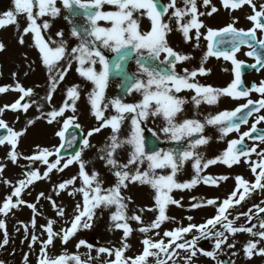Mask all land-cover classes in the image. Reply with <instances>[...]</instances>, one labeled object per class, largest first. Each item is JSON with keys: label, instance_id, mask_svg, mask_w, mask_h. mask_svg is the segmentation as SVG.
Masks as SVG:
<instances>
[{"label": "snow or ice", "instance_id": "obj_1", "mask_svg": "<svg viewBox=\"0 0 264 264\" xmlns=\"http://www.w3.org/2000/svg\"><path fill=\"white\" fill-rule=\"evenodd\" d=\"M221 2L226 9L230 8L233 11L244 5L250 6L253 14L247 16L246 19L250 20L253 26L247 30L237 28L238 20L234 18L224 27L206 28L200 17L211 16L218 9L212 6L211 10L206 13L200 11L198 0H179L182 6H178V0H167V2L165 0H61L63 8L69 12V18L81 17L86 21L79 26L74 24L71 28L70 34L78 40V43L74 47H69L64 39L63 31L57 32V36L60 37L58 43L50 38L46 39L42 31L50 27L47 20H41L42 17H55L60 14L61 9L56 6L57 0H14L15 10H9L0 16V27L16 24L18 30L17 16H26L27 24L22 30L19 42L23 44L24 36L29 33L33 35L34 44L40 53V59L49 78V88L44 97L49 105L73 63L77 64V73L93 85L91 92L88 93V102L91 114L98 122V126L83 136L80 150L67 158L62 155V150L72 148L78 137L73 134L71 139H68L66 133L70 128L82 130L78 122L79 116L76 115L77 102L80 100V85L73 84L66 88L59 107L53 106L47 112L41 111L39 116L28 121L29 126L37 119H44L48 124H60V130L55 133L61 141L58 146L54 145L50 148L37 145L33 154L23 156L17 148L20 138L27 129L15 130L3 118H0V129L6 130L5 135H0V146L5 144L11 146L7 158L13 164L21 158L30 162L27 166L28 170L23 173L24 178L19 179L14 186L11 185V181H3L12 186L13 190L0 202V214L7 216L13 209L26 205L33 212L31 228L35 229L36 216L42 215L37 204L41 199H45L50 202L56 217L63 220L66 214L65 208L52 196L41 191L37 194L34 203L25 201L22 196L37 181L49 178L54 170L63 172L73 164L78 166L77 175L59 183L54 188L56 196L71 189L68 195L75 197L79 194L82 197V200L75 205L72 218L64 221V224L68 226H61L58 231L54 230L58 220L48 219L44 225L40 226L41 235H46L45 239L35 234L30 235V249L37 243L41 245L37 264H89V261L93 259L90 256L93 245L85 240H80L76 247L79 249L85 246L89 249V253L86 254L88 260H82L78 253L69 254L66 251L58 256H50L49 248L54 245L56 239L66 245L82 228H91L97 209L103 211L113 208L115 211L110 213V220L115 229L122 230L121 247L96 249L97 258L101 254H106L109 258L114 256L108 264H148L149 257L154 259L155 264H168L169 260L176 264L173 257L179 255L177 250L187 253L183 257L184 264H192L194 258L198 259L197 253L217 261V253L222 246L226 245L229 249H235L237 241L234 238L238 233L259 237L257 240L249 239L243 246L247 258L250 259L254 254L264 256V247L258 248L260 242L264 241V217L260 216L264 213V207L253 205L247 212L233 215L236 206L245 201L252 192L257 189L264 191V150L258 152V146L244 147L246 137L264 143V131L257 129V125L264 121V115L258 116L248 131L240 133L241 124H247L253 113L264 109V81L247 87L243 80L245 68L255 71L264 68V4L257 9L253 0H221ZM201 3L207 8L211 0H201ZM105 5L115 10L106 11L104 10ZM145 17L150 21V29L147 31L142 30L140 23ZM101 21L109 26H102ZM173 22L176 25L175 29L172 27ZM202 28L206 29L204 33L201 32ZM174 30L179 31L186 42L195 39L196 47L200 46L201 36L207 41V51L201 58L198 68L191 71L184 68L182 73L177 71L178 64L191 60L192 57L177 51L170 45L168 37ZM258 32L260 36L257 35ZM244 46L249 49L245 55L253 57L254 64H246L237 58V53ZM5 47V44L0 42V51H3ZM106 53L115 54L114 58L109 59ZM209 57L222 58L233 65L234 78L227 87L215 88L196 80L198 75L210 74L211 69L204 66ZM131 59H135L139 75L133 76L131 82L125 84L128 80L125 65ZM113 69L118 70L124 76L121 86H126L127 92L136 91L141 94L142 99L138 103H125L120 97L110 101L106 100L105 92L109 86ZM9 90L17 91L21 95L13 103L0 106V117L3 116L5 110L14 112L22 110L27 113L32 104L36 103L31 99L34 95V89L31 87L25 88L19 82L14 88L0 86V94ZM185 90L195 92L192 101L196 107H199L202 102L210 105L217 104L224 96L234 100L247 98V102L233 110H224L215 115H209L203 122L198 119L178 121L177 116L183 112V106L187 103V100L178 94ZM252 92L259 93L261 99L253 101L250 98ZM21 101L25 102L21 103ZM109 106L114 109L115 114L106 116L105 113ZM42 108L43 105L38 106V110ZM69 112L71 115H66ZM149 116H161L165 121L162 132L177 142L188 140V146L167 151L163 149L147 151L142 125ZM125 120L130 121V132L127 138L121 139L120 130ZM208 125L216 126L222 134L221 138L233 131L240 133L238 139L230 140L228 147L212 159H206L204 154L198 151L201 146L209 143L210 137L203 135ZM105 128H110L112 134L104 146L99 148L101 155L98 158L105 161L106 167L115 178L111 187H105L100 173L95 170L89 171L88 162L83 159L85 149L94 147L90 138ZM254 133L258 134L253 135ZM193 137L197 138L192 139ZM125 146L130 151L126 162L122 163L117 159V153ZM253 153L257 155V161L251 160ZM242 158L249 165L255 177L253 182L242 175H237L234 177L236 181L234 190L224 199L215 197L197 200L196 197H192L191 199L195 201L190 205L192 209L213 206L216 214L200 224L192 223L193 217L188 216L187 226L181 223L180 226L163 231L161 236V232L158 231L161 226L165 222L175 220L167 214L169 205L183 207L182 198L177 200L171 195L173 190L192 189L201 182L219 187L220 182L227 181L229 176L202 175V173L217 163H223L231 168L239 164ZM190 160L193 162L195 173L193 179L188 182H178L177 173ZM37 163L45 166L43 172L39 167H33ZM145 163L147 168H143ZM5 167V163H0V174L3 173ZM165 169H170V172L162 174ZM77 180L80 181L79 187L76 186ZM134 183L147 184L155 191L154 207L138 208L129 215L128 203L131 202V197L124 196L122 190H126L129 184ZM261 203L264 204V201ZM146 211L158 213L148 224H145L142 218ZM230 216H232L231 219ZM241 216L246 217V224L236 226ZM254 219L258 220V225L253 223ZM130 221L136 222L141 227L133 229ZM23 228L25 239H29V225L25 224ZM0 229L4 230L0 247H4L9 244L4 220H0ZM254 229L258 230L254 231ZM194 230L198 235H194L191 240L186 239L187 235ZM133 231L145 234V238L141 241L144 246L143 251L134 257L125 254L131 247L127 240ZM151 232H154V236L147 235ZM230 237L233 238L232 243L228 242ZM200 239L214 240L213 250L205 251L198 248L197 242ZM232 255L235 256L237 253L233 251ZM0 264H3V261H0ZM24 264H28V254L24 256ZM217 264H223V262L217 261ZM229 264H235V262L230 261Z\"/></svg>", "mask_w": 264, "mask_h": 264}, {"label": "rangeland", "instance_id": "obj_2", "mask_svg": "<svg viewBox=\"0 0 264 264\" xmlns=\"http://www.w3.org/2000/svg\"><path fill=\"white\" fill-rule=\"evenodd\" d=\"M167 2V0H165ZM57 7L61 9L60 14L52 17L45 16L41 20H47L50 27L46 30H42L45 34L46 39H51L57 43L60 41V37L57 36V32L63 31L64 39L68 42L69 47H74L78 40L71 36V28L73 25H81L86 23V21L81 17L69 18V12L67 9L63 8L61 0H57ZM179 6H182L179 4ZM15 10L14 0H0V16L3 13ZM104 10H115L113 7L105 5ZM171 11V10H170ZM167 19V17H165ZM17 21L19 24V30L16 24H9L4 27H0V42L5 44V49L0 51V86H12L19 82L25 88H33L34 95L31 97L36 103L32 104L27 113L21 111H11L5 110L2 117L11 127L15 130H21L26 128V133L20 138L17 151L22 153L23 156H28L33 154L36 150V146L41 147H52L58 146L61 141L60 138L55 135L57 131L60 130L61 125L58 123L48 124L44 119H37L31 126L28 125L29 120L35 119L41 114V111L47 112L51 110V107H59L61 105L62 99L64 98L65 90L67 87L77 84L80 85V100L77 102V113L79 116V123L82 126L83 135L94 127L98 126V122L92 116L90 111V105L88 102V93L91 92L93 85L91 82L86 81L82 78L76 71L77 64L73 63L71 70L68 72L65 80L60 84L59 89L53 95L51 105H49L44 97L47 94L49 88V78L45 66L40 59V53L36 48L33 40V35L29 33L24 36V43L19 42V37L22 34L23 28L27 24L26 16H17ZM141 28L144 31L150 29V21L148 18H143L141 21ZM102 26H109L105 22L101 21ZM172 27L175 29L176 25L173 22ZM178 33L179 36H175ZM171 37H168L169 43L177 51L186 53L192 57L191 60L184 61L177 65V71L181 72L184 68L189 69V71L195 69L200 64L201 58L205 53V39L201 36L199 47H196V41L193 39L190 42H186L184 37L179 31H173ZM179 37V39H177ZM195 41V42H193ZM108 57H111L113 53H106ZM63 63V61L61 62ZM217 62H207L204 66L210 68V74L206 76H197L196 80L201 84L212 85L215 88H224L223 86L229 83V66L222 63L221 67H216ZM99 68V66H97ZM228 69V71H224ZM130 71L134 76L139 75V68L135 62V59L131 63ZM15 73V75H13ZM21 94L17 91L9 90L3 94H0V106L5 104H11L16 99L19 98ZM180 97L185 98L187 103L183 106V112L178 114L177 120L182 121L184 119H198L204 121L209 115H215L218 112L224 111L228 107V102L221 97L217 104H207L202 102L199 107H196L192 101V97L195 95L194 91L185 90L178 94ZM120 97L125 103H138L142 97L139 92H123L121 81L116 79H111L109 81V86L105 92L106 100H112L114 98ZM28 100L29 98H25ZM25 101H21L24 103ZM43 105V108L38 110V106ZM114 109L109 106L108 111L105 113L106 116L114 115ZM66 115H71V113H66ZM17 117L19 118L17 120ZM165 126V121L161 116H149L148 119L142 125L144 129L143 135L146 141V150L151 152L154 150L163 149L165 151L169 149H180L186 148L189 141L177 142L170 138V136L162 132V128ZM130 132V121L125 120L120 130V138L125 139ZM112 134L110 128L102 129L101 132L94 134L90 138V142L94 147L85 149L83 153V159L88 162L87 167L89 171H98L104 180L105 187H111L114 182V176L109 172L106 167L105 161L100 160L98 157L101 155L99 153V148L103 147L107 142L108 137ZM203 135L210 137L209 143L207 145L201 146L198 151L203 153L206 159H212L220 155L227 147V139L225 136L221 138L222 134L216 126L208 125L205 127ZM197 137H193L195 139ZM234 139H238L237 137ZM250 143V142H249ZM255 144V143H254ZM11 150L10 145L0 146V163H5L6 167L2 174H0V202H2L5 197L10 194L13 187L5 184L3 181H11V185H15L19 179L24 178L23 173L28 170L27 166L29 161L21 158L16 164H13L11 160L7 158V153ZM130 149L125 146L122 150H118L117 159L122 163L126 162L127 154ZM52 159V158H50ZM257 155L253 158V161H257ZM33 167H39L41 172L45 170V166L37 163ZM147 168V164L143 166ZM143 170V169H142ZM158 172L160 170H157ZM259 171V170H258ZM170 169L163 170L162 174H168ZM78 174V166L76 164L71 165L69 168L65 169L63 172L54 170L50 177L44 180L37 181L34 185L30 186L22 196V199L28 201L29 203L36 202V196L39 192L43 191L46 195L52 196L57 203L62 204L65 208V217L63 220L56 217L55 211L52 209L50 202L45 199H41L37 204L38 210L42 212V215L36 216L37 226L35 229L31 228V219L33 217V212L26 205H21L18 208L13 209L7 216L0 214V220H4L7 226V233L9 237V244L4 247H0V261L3 264H24V256L28 254V264H37V260L40 254L39 243L32 245L30 244V235L35 234L40 236L41 239H45L46 235H41L42 229L41 225H44L48 219H57L58 223L54 226V230H59L61 226H68L64 224V221H68L72 218L74 214L75 205L77 202L82 200V197L77 194L75 197L68 195V191L61 192L59 196L55 195L54 188L59 183L71 178ZM193 162L190 160L186 162L181 171L177 173L178 182H188L194 177ZM202 175H227L229 179L227 181H222L219 187L206 185L203 182L197 184L192 189L184 190H173L171 195L177 200H181L183 207H178L176 205H169L167 214L174 217V221L165 222L161 229L158 231L171 230L182 223L187 226L189 221L188 216H192V223L200 224L203 223L207 218H211L216 214V209L213 206H205L197 209H192L190 205L194 203L191 198L196 197L197 200L200 199H210L215 197H220L221 199L226 198L231 191L234 190L236 186V181L234 179L237 175H242L250 182H253L255 177L250 170L244 159L237 165H233L231 168L224 165L223 163H217L206 169ZM76 186H80V181L77 180ZM122 194L126 197H131V202L128 203L129 215H131L138 208L154 207V195L155 191L147 184L134 183L129 184L126 190H122ZM15 199V198H14ZM264 191L257 189L252 192L251 195L246 198L245 201L237 205L233 215H238L241 212H247L249 208L253 205L264 204ZM115 211V209L103 210L97 209L96 216L92 221V227L88 229H81L77 234L69 240L66 245H63L59 239L54 240V245L49 248L50 256H58L65 251L69 254L78 253L81 255L82 260H88L89 249L85 246H81L77 249L76 245L80 240H85L93 245V249L90 252V256L93 258L89 261V264H108L110 259H114V256L109 258L106 254H101L97 258V251L99 247H121V237L123 235L122 230L115 229L113 223L110 220V213ZM232 211V210H230ZM256 210L253 208V212ZM157 212H144L143 221L145 224L150 223L157 215ZM264 217V215H261ZM230 219L232 216L229 217ZM133 229L141 227V225L136 222L130 221ZM253 223H257L258 220H253ZM29 225V239H25V232L23 225ZM246 224V217L241 216L236 222V226ZM19 229V231H17ZM3 229H0V242L3 239ZM149 236H154V232L148 233ZM194 235H198L195 230L189 233L186 239L191 240ZM145 238V234L139 231H133L132 235L128 238L127 243L131 245L130 249L125 253L127 256H136L143 251V245L141 241ZM257 237H250L247 233H238L235 236L237 241L235 249H229L227 246H222V249L217 253V261H224L227 259L229 262L234 261L235 264H254L257 257L261 255L254 254L250 259L246 257L244 251L241 250L242 243H247L249 239H255ZM239 239V241H238ZM233 238H229V243H232ZM245 240V241H244ZM167 242V241H166ZM214 240L212 239H200L197 242V247L204 249L205 251H211L214 248ZM235 251L237 255L233 256L232 252ZM178 256H174L173 260L176 264H184L183 257L187 255L182 250H177ZM198 259L194 258L192 264H217V261H213L210 258L204 257L197 253ZM148 264H155L152 257H149ZM168 264H173L172 260L168 261Z\"/></svg>", "mask_w": 264, "mask_h": 264}, {"label": "water", "instance_id": "obj_3", "mask_svg": "<svg viewBox=\"0 0 264 264\" xmlns=\"http://www.w3.org/2000/svg\"><path fill=\"white\" fill-rule=\"evenodd\" d=\"M113 72L117 76L121 75L120 72L118 70H116V69H113ZM5 133H6L5 130H0V135L5 134ZM73 134H75L78 137L77 141L75 142V144H74V146L72 148H66V149L62 150V155L72 154L80 147V145H81L80 133L76 129H71L69 131V133L67 132L68 139H71V136Z\"/></svg>", "mask_w": 264, "mask_h": 264}, {"label": "bare ground", "instance_id": "obj_4", "mask_svg": "<svg viewBox=\"0 0 264 264\" xmlns=\"http://www.w3.org/2000/svg\"><path fill=\"white\" fill-rule=\"evenodd\" d=\"M259 247H264V241H261L260 244L258 245ZM264 264V263H263Z\"/></svg>", "mask_w": 264, "mask_h": 264}]
</instances>
